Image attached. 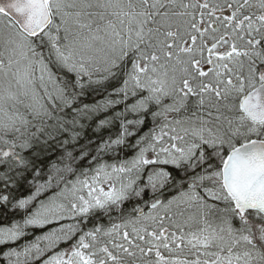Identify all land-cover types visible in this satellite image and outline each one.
Wrapping results in <instances>:
<instances>
[{
    "label": "snow or ice",
    "instance_id": "6c2138e0",
    "mask_svg": "<svg viewBox=\"0 0 264 264\" xmlns=\"http://www.w3.org/2000/svg\"><path fill=\"white\" fill-rule=\"evenodd\" d=\"M9 211L0 264H264V0H0Z\"/></svg>",
    "mask_w": 264,
    "mask_h": 264
},
{
    "label": "trees",
    "instance_id": "16d2710c",
    "mask_svg": "<svg viewBox=\"0 0 264 264\" xmlns=\"http://www.w3.org/2000/svg\"><path fill=\"white\" fill-rule=\"evenodd\" d=\"M109 91H111V88L109 89ZM99 98L100 97H95V99H99ZM91 99H93V97H89V100H91ZM127 119H135V114H128ZM150 127H152V125H148V126L144 127L143 130L145 132H147ZM132 131H135V128H133ZM130 154H131V150H129V149H126L124 152H121V156L130 155ZM57 156H58V152H54L52 154V157H51L52 163L57 162ZM84 167H87V165L85 164ZM74 178L75 177L72 175L68 176L69 180H72ZM28 194H30V190L27 188V186L21 187L14 192V195H16L20 198H24ZM123 208L125 210L124 211V218H127L128 213L131 211V205L125 204V205H123ZM22 215H23L22 212H15L14 213V212L9 211L6 215L3 212H0V225L9 224L14 219H21ZM94 222L95 221L89 222L88 227H91L92 223H94ZM119 222H121V216L115 212L112 213L111 219H109L108 216H103L99 220V223L104 225V226H110L111 223H119ZM27 231L29 232V235L22 238L20 243H23L24 241L32 240L33 236L41 235V233L44 231V229L35 228V229H28ZM61 247H64V245H61Z\"/></svg>",
    "mask_w": 264,
    "mask_h": 264
},
{
    "label": "rangeland",
    "instance_id": "374dc122",
    "mask_svg": "<svg viewBox=\"0 0 264 264\" xmlns=\"http://www.w3.org/2000/svg\"><path fill=\"white\" fill-rule=\"evenodd\" d=\"M105 190H107V187L105 186Z\"/></svg>",
    "mask_w": 264,
    "mask_h": 264
}]
</instances>
